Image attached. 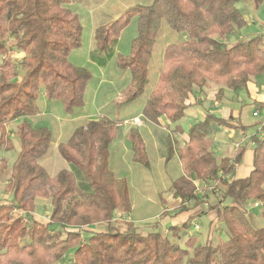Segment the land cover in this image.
Listing matches in <instances>:
<instances>
[{
	"label": "trees",
	"instance_id": "1",
	"mask_svg": "<svg viewBox=\"0 0 264 264\" xmlns=\"http://www.w3.org/2000/svg\"><path fill=\"white\" fill-rule=\"evenodd\" d=\"M76 0H0V54L23 52L26 72L17 77L9 61L0 65V182L8 175L12 197L0 201V264H264V224L256 225L253 203L264 206V137L253 135L252 170L234 178V158H218L212 150V131L227 119L207 112L188 130L179 145L181 120L190 98L210 83L219 85L217 98L226 90H246L252 78H264V34L244 35L248 26L241 0H153L127 7L117 18L95 29L92 58L104 63L112 44L136 21V34L128 53L118 55L131 79L122 91L125 105L143 101L147 121L170 128L164 133L168 156L178 154L184 174L171 190L183 204L197 198L195 180H223L215 207L229 231L227 239L207 241L191 248L172 241L158 230L142 232L134 221L115 219L130 213L129 181L117 177L109 166L110 145L123 119L102 116L89 120L65 142L58 153L69 167L52 174L43 163L54 151L48 126L35 127L23 119L16 130L20 151L14 150L7 124L35 115L42 94L60 102L68 115L86 104L93 79L90 69L75 65L71 52L82 45L83 24L71 3ZM256 6L264 0H253ZM166 23L181 37L167 45L164 63L151 90L149 66L158 34ZM264 129V127H263ZM133 161L149 166L145 143L137 126L129 130ZM38 198L50 202V220L35 214ZM27 212L29 223L16 217ZM106 223L98 230V223Z\"/></svg>",
	"mask_w": 264,
	"mask_h": 264
},
{
	"label": "crops",
	"instance_id": "2",
	"mask_svg": "<svg viewBox=\"0 0 264 264\" xmlns=\"http://www.w3.org/2000/svg\"><path fill=\"white\" fill-rule=\"evenodd\" d=\"M111 1L112 0H76L71 3L72 9L80 15V19L83 24V34L82 45L71 52L69 59L75 65L96 70L98 74H100V76L96 79L99 83L94 89L91 88L90 84L88 85L86 92V104L84 107L77 109L74 114L68 115L60 102L48 100L44 94H42L40 97L42 101L40 102V105L37 101L39 109L37 114L16 118L7 125L9 132L11 125L16 124L17 127L14 129L16 132L19 123L23 119H27L35 127L48 126L52 130L54 135V151L53 154L46 158L43 162L52 174L56 173L61 168L69 167V163L58 153V144L67 141L76 130L85 126L89 120L97 119L102 116L126 120L143 114V101H137L129 105L122 103L124 101L122 91L129 83L131 74L129 69L121 68L118 64V55L120 53L126 54L130 50V43L136 34V21L132 20V22L121 32L120 36L112 44V55L104 63L97 62L92 58V53L96 49V42L94 39L95 29L99 25L117 18L127 7L138 4L123 2L121 4L110 5ZM151 2L152 1L149 3ZM149 3L147 2L145 4ZM253 4L254 10L258 14V12L261 11L260 7L256 6L254 2ZM262 9L264 15V8ZM244 14L249 24L251 22L255 23L258 21V18L255 16L251 18L250 21L248 14ZM133 21L135 24H133ZM261 23L264 25V22ZM131 25H135V30L131 32L130 40L124 42V34L132 27ZM132 34L133 36L131 37ZM161 37L162 43L159 47L160 53L158 54L160 56V60L154 62L152 57V61L149 66V73L152 72L154 81L151 82L149 80L148 90H151L154 87L158 79L160 70L164 63V52L167 45L171 42L177 41L181 36L163 24L162 29L158 34L157 43ZM157 43L155 48L158 45ZM101 69L102 72H100ZM108 74L110 75L108 76ZM122 77H126V79L128 77L129 81L124 85H119L115 82V80L121 79ZM219 87L220 86L215 83H210L208 86L203 88V90H197L196 95H193L190 98V102L192 104L190 107L193 110L192 115L194 116V123L202 119L208 111L214 112L220 117L227 119V124L215 128L210 135L212 150L218 158H234L241 149H244L243 159L239 161L238 164H234L235 170L233 177H247L252 170L255 147L252 137L255 134L261 136V133L264 131L262 127L264 119L258 120L253 128L249 127L248 124L243 123L241 111L238 110V107L240 106L238 92L228 89L225 91L223 98L218 99L217 92ZM245 91L257 104V109L253 112V115L255 112H258V115L254 116H259L260 109H264V78L260 80L252 78ZM100 93L103 94L104 98L103 100L101 99V101L98 100ZM41 107L43 108L41 109ZM167 123L168 122L165 118L161 119L160 124H156L145 119L142 125L137 126L145 143V148L150 160L149 166L133 161L129 130L135 125L121 124L118 132L116 133L110 145L109 166L117 177H126L128 179L130 197L132 201V211L130 213L119 212L115 218L119 219L120 222L134 221L135 223L138 221L147 223V220L156 218V223L157 225H161V229L164 234L169 236L172 241L178 242L182 246L189 248L197 243H204L207 241L218 242L221 240V237H216V235H218L217 233H219L218 208L221 209L222 205H219L217 208L215 207V204H217L220 199L219 191L225 189L223 180L226 179L228 175L222 176L221 179L219 178L217 180H195L197 188H202L205 184L218 181L219 190L214 192V197L211 196L213 193L209 190H196L197 198L192 202L187 201L183 204L181 199L178 198L171 190L173 181L183 175L184 171L176 152L173 155L168 156L167 146L163 140V134L169 133L170 131ZM181 127L182 132H177L174 135L178 140L179 145L185 144L188 140L189 128H184L182 121ZM16 139L19 140L18 137L12 138L14 150L16 149V143L18 142ZM20 148L21 145L19 140V149L15 151L16 154L20 151ZM154 158L155 160L163 163L165 173L168 172L167 176L170 175L169 183L165 185L162 191H160V189L157 191L159 195L156 197L131 192L130 177L132 172L137 170L143 175L145 173L144 169H153ZM174 158L177 160H175V164H172L171 161H173ZM141 165L145 168H142ZM167 169H169V171ZM172 174L176 178L172 179ZM166 191L169 194L166 193V195H162L163 192ZM39 199L45 198H38L37 201H39ZM250 211L253 219L254 217L256 219V221L255 219L254 221L258 225H263L264 221L261 220V218L264 214V206H251ZM40 217L44 218L43 216ZM199 218L205 219L200 222L198 221ZM197 225L199 228L196 227ZM193 226L195 230L192 233ZM106 227V223L103 222L96 225L98 230H104Z\"/></svg>",
	"mask_w": 264,
	"mask_h": 264
},
{
	"label": "rangeland",
	"instance_id": "3",
	"mask_svg": "<svg viewBox=\"0 0 264 264\" xmlns=\"http://www.w3.org/2000/svg\"><path fill=\"white\" fill-rule=\"evenodd\" d=\"M150 1L153 0H112L110 5H115V4H121L123 2H131V3H149ZM238 6L243 10L244 13L248 14V17L251 21V18H253L254 16L258 18V21L253 23L251 22L250 24H248V26L246 28L243 29V34L244 35H251L253 33H263L264 31V25L261 22H264V15L262 12V8H264V3H262L259 7H260V12H258V14L256 13V11L254 10V4L252 0H241L240 2H238ZM251 6V7H250ZM133 24L134 21H133ZM165 26L169 27L166 23H164ZM132 27L130 29H128L126 31V33L124 34V42L130 40V34L131 32H133V30H135V25H131ZM170 28V27H169ZM133 36V34L131 35V37ZM161 39H159L158 41V45L154 50L153 53V61L157 62L160 60V56L158 55L160 53L159 47L161 45ZM23 56L24 53L23 52H19L16 53H12V55L8 56L7 58L4 57V54H0V65L2 64L3 61H9L11 62L12 66H13V70L16 72L17 77L23 76L26 72V68L24 66V64L22 63L23 61ZM89 69V68H88ZM90 71L92 72L93 78L92 81L90 82V86L91 88H95L97 86V84L99 83L97 79V77L100 76V74H98V72L96 70H92L90 69ZM100 72H102V69L100 70ZM110 74H108L109 76ZM130 78V76H129ZM149 80L152 82L154 81V76L152 74V72L149 73ZM128 77L126 79V77H122L121 79L115 80V82H117L119 85H124L125 83H127ZM114 82V81H113ZM148 90V88H147ZM239 101H240V106L238 107V110L241 111V117H242V122L246 123L249 125V127L253 128L255 127V123L258 122V120L260 119H264V109H260V115L255 117L253 115V112L256 111L257 109V104L255 103V101L249 97V95L246 93L245 90L239 91ZM101 99L103 100V94H99L98 96V100L101 101ZM38 103L40 105L41 99L39 98ZM43 107H41L42 109ZM192 108L189 107L188 110L186 111V115L185 117L181 120L182 124L184 126V128H189V126L194 123V116L192 115ZM9 124V123H8ZM7 124V125H8ZM16 124L15 125H11V129H7V132L9 134V136L11 138H17L18 136H16V132L14 129H16ZM8 128V126H7ZM256 129V128H255ZM253 129V130H255ZM11 130V131H10ZM14 131V132H13ZM11 133V134H10ZM18 142L16 143V149L10 151L9 153H6V156L8 158V160L11 162L13 161V159L16 156V152L19 149V140L16 139ZM175 160H177L176 158L173 159L172 164H175ZM154 162V167L151 170H147L144 169V174L142 175L141 173H139L137 170H134L131 174L130 177V183H131V189L133 193H137L140 195H149L151 197H156L158 196V190L160 189V191H162V189L165 187V185H167V183H169V178L170 175L167 176L168 172L165 173V169L163 166V163H161L160 161L155 160V158L153 159ZM142 166V165H141ZM142 168H145L142 166ZM169 171V169H167ZM175 172V171H173ZM172 179L176 178L175 176H173L172 174ZM8 175L7 173L3 174L2 178H1V182H0V201H9L12 197L11 194V190L8 186ZM211 193V196L214 197V190H209ZM169 192V190H168ZM167 191L163 192L162 195H166L169 194ZM172 192V191H171ZM193 201V200H192ZM191 201V202H192ZM194 205V204H193ZM50 202L48 199H39V201L36 202V207H35V212L38 216H43L44 220H48L46 217L51 216V212H50ZM205 218H199L198 221L202 222L204 221ZM255 219V217H254ZM119 220V219H118ZM261 220L264 221V214L261 218ZM120 221V220H119ZM256 221V219H255ZM254 221V223L256 225H258L256 222ZM147 223H143V222H136V225L139 227V229L144 232L147 233L149 231L152 230H158L162 232L161 229V225L156 223V218L150 219L146 221ZM157 226H156V225ZM153 225V226H152ZM155 225V226H154ZM206 225V224H205ZM218 226H219V233H217L218 235H216V237L223 239H227L230 236L229 231L225 228L223 221L221 220V217H219L218 219ZM195 228L194 226L192 227V233L194 232ZM217 231V232H218ZM220 235V236H219ZM214 243H217L214 242Z\"/></svg>",
	"mask_w": 264,
	"mask_h": 264
},
{
	"label": "built area",
	"instance_id": "4",
	"mask_svg": "<svg viewBox=\"0 0 264 264\" xmlns=\"http://www.w3.org/2000/svg\"><path fill=\"white\" fill-rule=\"evenodd\" d=\"M18 53V51L16 50H9L7 54L4 55V57H8L10 55H12V53ZM254 115H258V112H255ZM144 120H145V116L143 114H140L138 116H135V117H132L130 119H126L122 122V124H132V125H135V126H138V125H142L144 123ZM264 127V124L263 126ZM261 137L263 138L264 137V131L261 133ZM238 164V162H235V165ZM214 190V191H218L219 190V182L218 181H214L210 184H205L202 188H197V191H201V190ZM260 203L259 202H255L253 203L251 206H259ZM14 214L16 217H21L23 218V220L26 222V223H29L30 220L28 218V215H27V212L23 211V210H19V209H16L14 211ZM48 220H50V216L46 217ZM116 219V218H115ZM118 220V219H117ZM197 228H199V226L197 225L196 226ZM167 233V231H166Z\"/></svg>",
	"mask_w": 264,
	"mask_h": 264
}]
</instances>
